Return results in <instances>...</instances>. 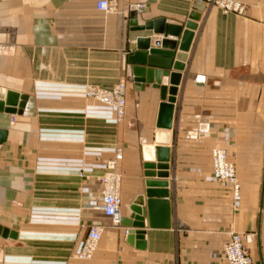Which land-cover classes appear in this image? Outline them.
<instances>
[{"label":"crops","instance_id":"1","mask_svg":"<svg viewBox=\"0 0 264 264\" xmlns=\"http://www.w3.org/2000/svg\"><path fill=\"white\" fill-rule=\"evenodd\" d=\"M98 1L0 0V89L27 96L19 114L0 113V264H227L231 233L243 235L253 264H264V0H233L242 14L206 5L169 130L156 126L159 90L136 85L128 57L138 38H179L137 31L131 21L184 29L195 0H117L114 13L98 11ZM121 80L118 121L84 91ZM143 146L168 150L167 176L151 178L167 182L153 189L167 192L159 200L167 201L168 227L143 229L138 250L104 216L98 180L121 149V218L137 196L146 205ZM214 148L235 167L237 197L213 178ZM91 226L102 228L100 240L79 260Z\"/></svg>","mask_w":264,"mask_h":264},{"label":"water","instance_id":"2","mask_svg":"<svg viewBox=\"0 0 264 264\" xmlns=\"http://www.w3.org/2000/svg\"><path fill=\"white\" fill-rule=\"evenodd\" d=\"M206 5L195 0L192 4V11L188 15V21L182 26H168L165 29L164 19H155L147 22L143 26H137L134 18L131 25L137 31L153 30L155 35H164L179 38V43L167 39L155 40L151 45L149 38H138L136 40V49L128 57V62L132 64V75L134 82L141 89L145 86H152L159 90L160 104L158 109L156 126L159 129L169 130L173 118V104L177 94V86L181 81L180 72L184 70V63L187 59L186 53L189 51L193 31L196 29V23L200 19L201 12ZM137 7L132 8L135 11ZM137 11L141 12L140 7ZM163 77L169 78V87L162 85ZM27 96L19 95L12 91L0 89V113L16 114L20 113L25 106ZM7 131L0 129V144L5 141ZM157 140H160V134H156ZM143 168L145 180V195H139L129 206L128 217H122L120 225L126 229V242L133 245L138 250H144L146 247L144 241L145 232L143 229L168 227V208L167 201H160L159 198H167L166 191H157L153 188H166L167 182L163 180H153L151 178H165L167 176V163L169 161L167 148L143 146ZM157 170V171H156ZM154 198V199H153Z\"/></svg>","mask_w":264,"mask_h":264},{"label":"built area","instance_id":"3","mask_svg":"<svg viewBox=\"0 0 264 264\" xmlns=\"http://www.w3.org/2000/svg\"><path fill=\"white\" fill-rule=\"evenodd\" d=\"M205 5L219 8L223 13L242 14L243 6L233 0H197ZM96 9L104 13L117 11V0H99ZM88 100L111 107L116 113L118 121H121L125 114L126 106V83L119 81L110 90L88 86L84 91ZM122 159V150L117 149L114 157L105 163V173L99 178L101 194V210L105 217L112 221L114 226L120 224L122 200L119 194L121 176L117 172V163ZM212 175L215 181L228 184L232 187L234 197L239 194V184L235 167L229 161L227 152L223 149L214 148L211 151ZM260 210L264 211V180ZM102 228L91 226L83 242L80 252L77 255L79 260L90 259L95 252L101 237ZM244 237L239 233H231L223 247V259L227 264H253L252 258L246 252Z\"/></svg>","mask_w":264,"mask_h":264}]
</instances>
